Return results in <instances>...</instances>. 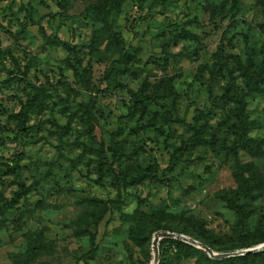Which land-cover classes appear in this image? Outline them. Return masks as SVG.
I'll list each match as a JSON object with an SVG mask.
<instances>
[{"label":"rangeland","instance_id":"374dc122","mask_svg":"<svg viewBox=\"0 0 264 264\" xmlns=\"http://www.w3.org/2000/svg\"><path fill=\"white\" fill-rule=\"evenodd\" d=\"M62 1L0 0V209L17 197L20 184L33 187L0 215V264H152L153 238L161 231L146 246L131 236L147 219L187 228L219 249L240 244L238 215L223 198L241 188L226 151L236 137L235 104L223 95L231 82L234 92L247 91L242 70L264 57L262 1L77 0L58 32ZM109 12L117 37L103 21ZM55 35L75 47L85 86L67 51L50 44ZM123 48L132 60L109 85L112 63ZM217 64L223 71L213 78ZM24 72L37 90L15 80L1 84ZM261 88L247 107L250 137L256 140L264 139V82ZM138 92L150 100L135 107L132 95ZM211 92L218 99L215 109ZM92 96L96 135L110 163L116 143L122 147L124 156L114 170L81 146L92 147L81 121ZM27 104L32 130L18 144L14 117ZM197 111L203 113L198 120ZM192 127L203 131L206 144L192 148L167 172L175 148L192 137ZM120 128L124 132L117 135ZM21 154L18 178L14 165ZM240 159L248 176L258 180L240 201L253 210L245 231L256 240L258 229L264 231V155L241 152ZM145 168L170 182L127 185L123 207L113 206L99 225L98 251L84 258L92 249L100 201L119 197V170L137 177Z\"/></svg>","mask_w":264,"mask_h":264},{"label":"trees","instance_id":"16d2710c","mask_svg":"<svg viewBox=\"0 0 264 264\" xmlns=\"http://www.w3.org/2000/svg\"><path fill=\"white\" fill-rule=\"evenodd\" d=\"M76 1L77 0H63L58 5L59 11L56 15L57 17H59L60 20L57 29L58 32H60V30L66 25L67 21L69 20V15H68L69 9L71 8L72 4ZM261 1L264 6V0ZM119 4L120 2L113 5L112 7L117 8ZM234 6L235 8H237L238 1L235 2ZM111 12L105 15L103 21L105 23V27L110 32V34L117 37L118 34L114 32L109 21ZM263 33H264V27H263ZM50 44L52 46L63 48L65 51H67L68 53L67 59L70 65L74 69L75 77L77 78L78 81L81 82L82 85L85 86V83L81 79L80 62L79 59L77 58V51L75 47H73L70 43L62 40L58 35H55L50 39ZM261 52L264 56V47ZM131 60H132L131 53L125 48H123L120 52L119 58L112 63L108 75L109 85L112 83V78L114 77L117 70L121 68L126 70ZM221 71H223V67L217 64L215 66V69L212 71V77L214 78V76H216V74H218ZM242 74L246 81L247 91L239 92V93L234 92L233 89L234 83L231 82L229 86L226 87L223 95L229 101L235 104V107L231 111V116L235 120L234 123L232 124V127L234 129L236 137L233 143L226 148V151L228 155L232 156L234 160L237 176L241 183V188L234 195L228 197L223 196V198L230 204L231 208L238 215V226L240 228L241 237H242L241 243L230 249H219L216 246H214L208 239L188 230L187 228L181 230H174L172 227L161 225L159 221L155 219L153 220L147 219L144 222H140L131 231L132 240L138 245L140 246L149 245L154 233L162 230L166 232L177 233L190 237L210 247L215 252H226L232 254V253H236V250H245V249L247 250L264 244V231L261 228H259L257 231V234L259 235L256 240L248 239L249 237L245 231L246 230L245 228H246L247 220L251 216L253 210H251L245 204H240L242 198L249 196L254 186L257 185L258 183V180L254 179V177L248 176L247 174L248 166L241 162L240 153L248 152V153H254L256 155H264V139L256 140L250 137V132L253 125L247 113L248 99L256 94H261L263 92L261 88V84L264 82V57L262 61L255 67L253 63H249V65L242 70ZM14 80L19 81L21 83H25L26 85L31 86L33 89L37 90L36 87L29 82L26 72H24L21 77L15 75L13 79H7L1 84L6 85ZM168 90L170 93L173 92L170 88H168ZM210 98L213 101L212 109H215L217 107L218 99L213 95L212 92L210 93ZM132 99H133L132 101L133 105L135 107L139 103L145 104L146 101L150 100V98H144L143 96H141L139 92L133 93ZM94 109H95V98L92 96L91 102L87 105L81 117L82 123L88 129V136L92 143V147L88 148L82 144L81 146L83 147L84 151H89L94 153L98 157L99 164L101 166L103 167L105 166L108 167L109 169L114 170L116 162L118 160L120 161L124 156L122 152V147L120 146L119 143H116L118 147L117 149L118 152L116 154V158L114 159L113 163H110L106 154L105 146L103 142H101L98 139V136L96 135V124L93 120V115H92V111ZM29 113H30V104H27L14 117L17 124V135L15 137L16 140L15 142H17L18 144H20L23 138L29 135L32 130V127L28 126V122L30 119ZM202 114H203L202 111H197L195 119L198 120V118H200ZM192 128H193L192 137L188 139V141L183 142L181 146L175 148L171 156L169 166L166 169L167 172H172L176 164L180 161V159L192 148H196L198 146H202L206 144V141L203 138V131L197 127H192ZM123 132L124 129L120 128L116 134L120 135ZM22 156L23 154L17 156V161L15 162L14 165V174L18 178H19L18 172L21 170V167L19 166L18 162L19 159L22 158ZM144 180H149L152 182L163 183V184H168L170 182V179L166 178L165 175H163V177L158 176L157 173L152 168L143 169L137 177H131L128 175L127 172L119 170L117 174L118 188L120 193L119 197L116 201H102V200L100 201V203H102L103 209L100 212V214L95 217L94 220V228L96 232L94 234H90L92 249L87 255H85L84 258H91L98 251V245H97L98 228L100 223L103 222V220L105 219V217L111 213L112 207L113 206H115L116 208L123 207L124 201L121 198L122 191L125 190L127 185L139 184ZM32 188L33 187H30V190H32ZM20 190L21 192L17 193L16 195L17 197L13 201H11L9 204H6L2 209H0V215L5 214L7 210L13 208L14 203L18 199L27 196L29 189H27L25 185L20 184ZM261 226L263 227L264 223L261 224ZM162 247L163 248L160 251L159 264H171L172 258H176L178 261H190L195 259L196 260L195 264H264V251L256 254H247L245 256H237L226 259H212L204 251L199 250L194 246H191L179 240L164 239L162 241ZM35 252L36 251L34 249L30 257H34Z\"/></svg>","mask_w":264,"mask_h":264},{"label":"water","instance_id":"95a60500","mask_svg":"<svg viewBox=\"0 0 264 264\" xmlns=\"http://www.w3.org/2000/svg\"><path fill=\"white\" fill-rule=\"evenodd\" d=\"M161 239H173V240H179L182 241L184 243H187L191 246L197 247L203 251H205L210 258L212 259H226V258H232V257H237V256H245L247 254H256L259 252L264 251V244L259 245L257 247L251 248V249H247L241 252H236V253H217L215 251H213L210 247L200 243L197 240H194L190 237H187L185 235H181V234H177V233H171V232H165V231H161L158 232L157 234L154 235L153 238V250H154V259L152 264H159L160 260H159V241Z\"/></svg>","mask_w":264,"mask_h":264}]
</instances>
